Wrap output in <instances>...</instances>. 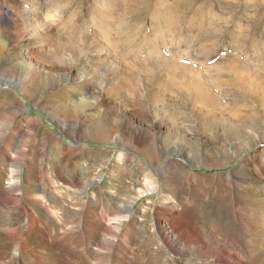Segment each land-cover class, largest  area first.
<instances>
[{"label":"rangeland","instance_id":"374dc122","mask_svg":"<svg viewBox=\"0 0 264 264\" xmlns=\"http://www.w3.org/2000/svg\"><path fill=\"white\" fill-rule=\"evenodd\" d=\"M69 1L0 0V118L13 114L6 129L0 126V195L9 189L14 169L21 191L18 203L0 197V228L16 230L7 240L9 258L3 257L0 237V263L264 264V256L248 255L249 246L244 243L254 239L264 252V233L260 234L264 232V206L261 211L252 203L259 213L258 218H250L240 211L238 199L247 191L264 199V117L258 109L249 112L254 114V124L232 117V111L245 116V109L255 105L254 99L225 87L228 111L216 109L210 126L202 129L182 99L168 96L152 112L149 95L145 96L147 78L131 58H123L116 45L112 51L103 35L111 32L109 40L118 41V34H202L200 38L212 34L208 42L199 44L214 43L207 47L205 57L197 49L184 56L166 49L163 55L173 53L177 61L203 69L210 66L209 58L214 65L228 54L247 66L249 74L258 76L255 79L264 90V0ZM74 31L97 40L101 50L84 49L79 54L58 48L74 42ZM139 56L138 60L144 58V54ZM26 60L55 66L52 75L58 83L35 96L32 88L41 74L28 73L26 86L31 85V91H23L11 71L27 67ZM128 67L136 72L140 109L109 94L126 76L119 70ZM226 78L232 77H221ZM77 100L94 106L80 112L79 118L51 109L57 103L71 106ZM97 112L101 113L98 121L104 123L101 130L87 117ZM231 122L242 128L243 146L226 132ZM80 129L90 130L88 139ZM168 130L173 135L169 146L164 138ZM140 133L145 137L143 144L135 142ZM137 149L151 152L152 159ZM17 152L22 154L15 165L12 155ZM211 152L217 164L210 163ZM222 154L228 155L226 161L220 158ZM83 175L93 183L87 186ZM187 175L186 182L182 178ZM166 176L174 179L175 193L166 191ZM144 190L149 193L142 195ZM32 216L44 238L37 229L27 231ZM52 231L55 236L50 238Z\"/></svg>","mask_w":264,"mask_h":264},{"label":"bare ground","instance_id":"6f19581e","mask_svg":"<svg viewBox=\"0 0 264 264\" xmlns=\"http://www.w3.org/2000/svg\"><path fill=\"white\" fill-rule=\"evenodd\" d=\"M57 2H58V0H57ZM62 2H64V1H62ZM50 4H51V1H50ZM50 4H48V5H50ZM94 4L96 6V5H99L100 3L99 4L94 3ZM38 8H40V6ZM108 8H110V7H108ZM111 8L114 11L115 8H113V7H111ZM105 9H107V8H105ZM93 10H94V8H93ZM95 11H97V9ZM100 13L103 15L105 13V11L100 10ZM33 14H35V13H33ZM110 14H112V16H113V13H110ZM179 14L180 13L177 12V17H178ZM28 16H30V15H28ZM1 18H2V14L0 13V19ZM30 19L34 20V15H32V13H31V18ZM67 21L64 22V23H67ZM113 21H114V19H113ZM113 21H112V23H113ZM38 22H40V21H38ZM93 22H95V21H93ZM98 22H100V21H98ZM101 22H102V20H101ZM161 24L162 23H160V25ZM109 25L107 24L108 27H109ZM64 26H65V24H64ZM78 27L80 28V26H78ZM71 28H73V27H71ZM81 28H80V30H81ZM67 29H69V28L67 27ZM82 29L84 30V27ZM162 30H164V29H162ZM44 31H46V30H44ZM76 32L74 33L75 34V39H74L73 43L68 44V45H66V44L64 45L62 43V44H60L61 46H59L58 48L62 47L63 50L69 48V49H72L73 51L78 52L79 54L84 49H86V50L100 49L98 47V45L95 43V42H97V40L94 42L93 41L94 39H90V38H88L87 36H85L83 34H79L78 33V35H76ZM109 33H111V32H109ZM109 33L108 34L107 33L103 34L104 35V42L107 41V45L108 46H112V51L115 49V45H116L117 49L121 50V52L123 53L122 54L123 58L127 59L126 58L127 56L129 58H131L130 60L134 64L137 65L136 66L137 70L141 72V75L143 73L145 75V77L147 78V80H148V82H147L148 88L146 89V87H145V92H146L145 96L149 95V97H147V101H149L150 109L152 110V112L156 111V106H157L156 104L161 102L163 99H166L168 96H170V97H172L174 99H177L179 101L182 99L184 102H186L187 105H189L190 112H194L195 115H192V116L196 117V119H194V120L197 121L196 123H198V125L202 129V127H204V126H210L208 123H209V121H211L215 117L214 111L216 109L222 110V111H224V110L228 111V109L226 108V105H227L228 101L223 98L224 95H225L224 94L225 93L224 92V90H225L224 88L225 87H233L232 89H234L236 92H240V93L246 95L248 98L254 99V101H255V105L251 106L250 108L245 109L247 111V114H245V116L241 117V116H239V113H236V111H232V117L234 119H240L241 118L244 122H246V121L249 122L248 124H254L255 120L252 119V117H254V114L250 115L249 112L251 110H257V109H258L259 114L262 117H264V90L262 88L261 83H258V81L255 79V77L258 78V76H254L253 74H249L247 66L244 65V67H243L242 64L239 63V61H236L235 59L228 57V54L223 56L222 59L220 58L219 59L220 61H218L214 65L209 62V60H210V58H209V60L207 61L208 62L207 64L210 65V66H207V67H205L203 69L200 68V67H198V68H194V67H191V66L189 67V66H187L188 64L185 65L184 62H181V60L177 61L176 60V56L173 53H172L173 56L163 55V51L166 50V49H169L170 52L182 53L183 56H184V53L188 54L190 52V49H191V51H194L195 49H197L205 57V56H207V54H209L208 53L209 49L207 47H213L214 43L209 42L208 46L206 44H204V43H202L201 45H199V44L201 42H208L212 38V34H207V36L205 38H200V36L202 34H198L197 37L189 36L187 34H172V35H170V34H118V41H115L114 37H113V40L111 41V40H109V37L111 36ZM115 39H117V38H115ZM74 43L82 45V48L74 46ZM100 45H101V43H100ZM108 46L107 47L105 46V47L108 48ZM79 48H81V50H79ZM125 50H126V52H125ZM59 51H60V49H59ZM96 51H98V50H96ZM116 52H118V51H116ZM164 52H166V51H164ZM130 53H132V55H129ZM142 54H144V58L142 60L141 59L138 60V58L136 56H139V55L141 56ZM82 55H83V53H82ZM119 56H120V54H119ZM134 56L136 58H134ZM140 56H139V58H140ZM188 57H189V55H188ZM41 59H42V56H41ZM181 59H182V57H181ZM44 60H46V58ZM114 60H115V58H114ZM99 61H100V59H99ZM186 61H187V58H186ZM20 62H22V61H20ZM25 63H26L27 67H25V68H19L18 67V69H16V70H14V68H13V70L11 71V73H15L18 76V84H19L18 87L22 88L23 91H24V89H26V91L30 90V86L31 85L26 86V84H27L26 83L27 82L26 78L28 76L27 75L28 73L31 74L33 72L34 73L37 72V73L41 74L40 77L38 78L39 80H38L37 85L32 88L33 89V92H32L33 94L34 93L43 92L42 90H44L46 87H48V85H55V84L58 83V78L53 77V75H54L53 73H56V72L52 71V70H54V68H56L55 66H39L38 62H34L33 63L31 61H28V60H26ZM125 63H126V60H125ZM127 63H128V60H127ZM112 65H113V63H112ZM119 65H121V64H119ZM130 66H131V64H130ZM132 68L133 67H131V68L128 67V69L119 70V73L125 74L126 76L125 77L122 76L117 81V84H116V82L112 81L113 84L114 83L116 84V87L114 89H109V92H110L109 94H114L115 97L121 98L120 100L125 101L133 109H137V108L140 109V104H141L142 100L139 98L138 90H137V87H136V80H135L136 72ZM118 69H121V68H118ZM63 71H65V70H63ZM137 76H138V72H137ZM223 76H228V77L230 76L232 78H229V79L226 78L224 80V79H221V77H223ZM230 79H232V80H230ZM138 81H139V79H138ZM140 81H141V79H140ZM106 84H107V82H106ZM54 96H56V95L53 94V95H51L50 98L52 99ZM93 106H94V103L90 102L88 100H77V101H74L71 106L62 105V103H60L58 105V103H57V105H52L51 109L52 110L55 109L56 111H61L64 115L72 114L73 117H76V116L78 117V115H80V112L82 113L84 110H86L88 108H91ZM117 107L120 108V106H117ZM244 108H246V106H244ZM121 110L123 112H125L123 109H121ZM12 115L13 114L11 113L9 115V117H11ZM100 115H101V113H99V112L93 114L92 116L90 115L91 117L89 116V114H87L88 118H90L93 122L95 121L94 124L96 125L97 129H99V130L103 129V127H104V123L98 121ZM125 115H127L126 112H125ZM255 116H257V115H255ZM9 117H7V116L5 117L4 115H2V117L0 118V121H1L0 122V126H2L3 129H6L8 127L7 123L10 121ZM243 117H245V119H243ZM225 121H228V120H225ZM172 125H171V127H172ZM156 127L159 128V126H156ZM250 127H252V126H250ZM241 129L242 128L240 126L232 124V122H231L230 130L228 129V130H226V132L229 135H232L233 137L237 138L238 140L237 139L236 140L238 141V144L242 145L244 139H243V135L241 134ZM80 131L85 133L83 135H85V139H88V134H90V130H88V129H85V130L80 129ZM168 132H170V131L168 130L167 134L164 137V138H166V141L165 140L164 141H165L167 146L170 145L169 144L170 143V139L173 138V135H171V133H168ZM178 136H179V134H178ZM180 138H177V139H180ZM144 140H145V137L143 136V133L137 134L135 136V142L137 144H143V142H145ZM177 141H179V140H177ZM237 147H239V146H237ZM137 150H138L137 152L143 153L145 155V157L148 158V160L152 159L151 152H149L147 150L144 152V151H142L143 149L142 150L137 149ZM21 154L22 153L17 152V153H15V155H12V160H13L12 162L15 165H18L19 160L21 159ZM211 154H212V152L210 153V156H211L210 163L217 164L218 163V161L216 162V158L217 157H215V155L212 156ZM2 155L4 156V158H6V151H4L2 153ZM227 157H228V155L222 154L220 158L226 161ZM122 159H123V157L120 158V160H122ZM217 160H220V159H217ZM15 171H16L15 169L12 170L11 177L9 178L10 179V181H8L9 182L8 184L10 186L9 189H4L3 192L1 193L0 197H4L3 199L5 201L6 200H13V201H15V203H18V201L20 200L19 195H20L21 191H20V187H19V184H20V181L18 180L19 178L18 179L15 178V176L17 175L15 173ZM171 175H172V173H171ZM166 177H168V178H166ZM166 177H164V181H165L164 182V187H165L167 192H172L173 193L176 190L172 186V184L174 183L172 180H174V179L169 180L170 176H166ZM188 177L189 176L187 175V176H184V178H182V179L186 180V182H187ZM82 179H85V183H86L87 186H89L91 183H93V181L88 179V177L86 178V175H83ZM225 183H227V182H225ZM178 188H179V186H178ZM224 188L228 189L226 184H225ZM147 193H149V191L148 190L147 191L144 190V193H142V195L143 194H147ZM238 199H239V202H240V204H239L240 205V211L242 213H244L246 215H249L250 218L251 217L252 218H255V217L258 218L257 214L259 212H258L257 208L261 209V211H262V208L264 206V199H262V198L259 199L257 196H255L253 194H250V192H248V191L244 192L243 194H240ZM231 202H233V201H231ZM252 203H254V205H256L257 208L256 207L254 208V206H252L253 205ZM130 207H131V204L128 205L129 209H130ZM238 208H239V206H238ZM261 213L262 212H260L259 216L262 218V214H264V213H262V214ZM29 218H30V223H28V224H30V225L27 227V231H34L35 229H37V231L40 234V236L43 237L44 236V231L38 229L39 228L38 222H37L38 220H36V218L34 216L29 217ZM263 218H264V216H263ZM1 228H3V227H1ZM1 228H0V230H2V231H0V237L3 238L2 245H1L3 247L2 248L3 249V257L9 258L10 254H11V251L8 248L9 243H8L7 240L10 239L11 235L16 233V230L11 229L10 226H7V227H5L3 229H1ZM113 229H114L113 231L116 232L118 230V227L114 226ZM113 231L112 230H109V231L106 230L105 233L109 232L111 235L114 236V232ZM249 233H251V232H249ZM263 233L264 232L262 230V233H260V234H263ZM256 235H258V232H255V236ZM31 236H33V235H31ZM53 236H55V233L52 231L51 235H50V238H52ZM48 241H51V239L48 240ZM45 242L47 244L49 243L47 241H45ZM104 242L106 243L107 241H104ZM101 243H100V245H101ZM244 243H247V246H249L248 250H247L248 255H250V256H254V255H256V256L257 255L264 256L263 247H261V245L258 244V242L255 241L254 239L251 240V239L248 238V239H246V241ZM15 246L17 247V244ZM262 246H263V244H262ZM15 250H17V248ZM12 259L13 258H11V260ZM11 260H9L10 263L12 262ZM13 260H15V259H13ZM0 264H4V261L1 262Z\"/></svg>","mask_w":264,"mask_h":264}]
</instances>
